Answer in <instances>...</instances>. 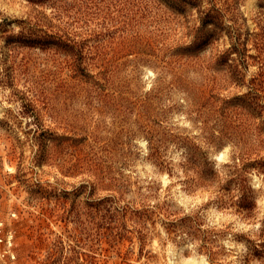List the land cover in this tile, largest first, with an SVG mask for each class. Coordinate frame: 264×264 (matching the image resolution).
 <instances>
[{
  "label": "rangeland",
  "instance_id": "1",
  "mask_svg": "<svg viewBox=\"0 0 264 264\" xmlns=\"http://www.w3.org/2000/svg\"><path fill=\"white\" fill-rule=\"evenodd\" d=\"M243 152L264 0H0V264H264L262 175L253 218L219 206Z\"/></svg>",
  "mask_w": 264,
  "mask_h": 264
},
{
  "label": "trees",
  "instance_id": "2",
  "mask_svg": "<svg viewBox=\"0 0 264 264\" xmlns=\"http://www.w3.org/2000/svg\"><path fill=\"white\" fill-rule=\"evenodd\" d=\"M214 9L215 8L212 6L211 8L206 10V13L201 18L202 23L196 29V40L191 46L200 48L205 43L204 38L213 37L214 29L209 28V25H212L214 23L212 22V19L215 17V15L213 14V11H215ZM48 38H50V36H48ZM230 38H234L235 40L232 42V48L229 49L230 52H228V54L231 55L232 52H240L238 48L241 38L240 34L235 31L230 32ZM226 52L222 57L223 60H226V58H228ZM149 139L151 141L153 138L150 137ZM171 140L177 141L178 139L173 136ZM187 146L188 150L186 151V154L188 155L193 150V145L188 143ZM156 147L157 145L154 146L153 154L158 155ZM205 160L206 162H204L203 169L201 168V170L199 171L200 179L201 177L203 178V183L206 182L203 175H209L212 177L216 176V173L214 172V162L208 157H206ZM224 166L227 168V179L226 182L220 186V189L223 190V193L218 196L220 202L219 206L221 208H232L245 219L253 218L254 209L256 208V201L254 197V189L250 185V177L248 176V174L256 172L262 175L264 180V154H256L254 157H250L248 156L247 152H243L242 154L234 156L232 158V163H227ZM232 190H235L237 194L235 196H226L225 193ZM262 222L264 223V219ZM261 244L264 245V242H262ZM254 247L255 254L258 257H262L258 252L259 250L257 248V245Z\"/></svg>",
  "mask_w": 264,
  "mask_h": 264
}]
</instances>
